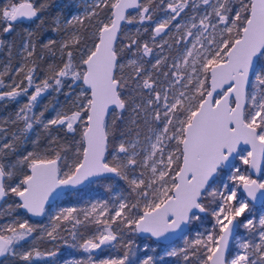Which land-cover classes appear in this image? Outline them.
Segmentation results:
<instances>
[{"label":"snow or ice","instance_id":"6c2138e0","mask_svg":"<svg viewBox=\"0 0 264 264\" xmlns=\"http://www.w3.org/2000/svg\"><path fill=\"white\" fill-rule=\"evenodd\" d=\"M50 8L7 0L2 33ZM52 22L63 36L41 48L55 58L58 44L60 62L43 69L34 30L18 66L0 39V101L26 98L0 118V258L264 264V0H91ZM49 90L65 101L35 111ZM99 183L114 195L51 211ZM60 244L82 254L60 258Z\"/></svg>","mask_w":264,"mask_h":264},{"label":"rangeland","instance_id":"374dc122","mask_svg":"<svg viewBox=\"0 0 264 264\" xmlns=\"http://www.w3.org/2000/svg\"><path fill=\"white\" fill-rule=\"evenodd\" d=\"M16 2V1H14ZM90 3L91 0H74V2L70 3L69 5H66L64 7H59L58 10L56 11L55 15L60 14L64 17L69 16L70 14H77L81 9L82 6L84 5V3ZM7 3V0H0V8L4 7ZM54 15V16H55ZM53 16V17H54ZM157 16H162V13H157ZM24 25V33H22V30L20 28L17 29V37H16V43L14 44V47L12 48V62L14 66H18V61L20 60V56H19V49H20V45L23 43V41L26 39V30H33V28L35 27V22H32L31 24L28 23H22ZM61 27H63V25H61ZM132 28V30H135V25L130 26ZM144 27H148L149 28V32L145 33L141 36L142 40H148L150 37V29H151V25L149 23H146L144 25ZM44 35V43L47 42L48 39H54L57 41H60V39L63 36V32L57 33V32H53V31H48L46 30V28H43L42 33ZM0 39H4L6 41H10V37L9 36H2L0 37ZM35 40V38H34ZM58 49V44L53 48V51L56 52V57L53 58L51 57L47 51H45V53L47 55L50 56V59L48 60L49 62H52L53 59H55L56 63H59V52L57 51ZM42 55V54H41ZM8 60V51L7 48H0V71L3 70V64L7 63ZM5 81L7 83V77H5ZM7 90V89H5ZM65 101V100H64ZM45 104H42L41 106L43 107ZM37 109H35L36 111ZM54 115V113L51 111V109H49L48 112L45 113V117L46 118H51V116ZM36 132H41V129L37 128L35 129L30 135L32 136V138H35V134ZM41 134L43 135V133L41 132ZM53 134H55V130H53ZM28 144L24 145L27 146ZM120 187L122 188L121 183L119 182ZM91 191H89L87 194H85L84 192L80 193V199L78 201L77 197H73L71 199L67 198L69 196V194H67L66 192L62 194L61 197H59L58 201L53 202V207L51 209L52 212H55L56 210V205L58 204L60 207H64V206H71L72 204H76V203H83L84 201H88V200H93V199H109L111 198L114 193L111 192H106L104 189L94 186L92 188H90ZM119 189H117L118 191ZM257 209H259V205H256ZM18 215H20L21 219H27L26 217H24L22 215V213L17 212ZM197 227V226H196ZM195 228V227H194ZM182 243L181 241H177V244ZM41 245V244H40ZM25 248H27V244L24 245ZM153 247H156V244H153ZM50 247H45L43 245V247L41 248L42 250L45 249H49ZM65 255L61 256V258H68L70 255L71 256H80L82 253L79 250H74V251H70L68 249H65ZM162 254V253H161ZM167 261V264H175V258H165ZM2 264H10V262L6 259L2 261ZM13 264V263H11ZM62 264V261H61Z\"/></svg>","mask_w":264,"mask_h":264},{"label":"trees","instance_id":"16d2710c","mask_svg":"<svg viewBox=\"0 0 264 264\" xmlns=\"http://www.w3.org/2000/svg\"><path fill=\"white\" fill-rule=\"evenodd\" d=\"M13 1H16V0H13ZM49 2L51 3V8L49 9L48 12H45L43 14V20H44V23L41 24L40 20H34V21H24V22H19V23H16L14 25V31L9 33V34H3L2 33V27L3 25H0V37L2 36H9L10 37V41L13 42V44L16 43V37H17V29L20 28L22 30V33H24V25L22 23H28V24H31L32 22H35V27L33 28V30L35 31V41L37 42V48H36V57H39L41 54H43L44 56V59L43 61H39V64H40V69H43V68H46L47 64L49 63V59H50V56L47 55L45 53V51L42 50L41 48V45L44 43V35L41 34L42 33V30L43 28H46V30L48 31H52V28L54 27L53 25V16L55 15L56 11L58 10L59 7H64L66 5H69L70 3L74 2V0H49ZM39 25V27H37ZM31 63V62H29ZM38 73H39V78L40 79H43V72H40L39 69H38ZM59 101L61 103L64 102L65 100V97L62 95V94H57L55 92H53L52 90H49L47 93L43 94L42 98L40 99V103H39V106L36 108L37 112H39L43 107L41 106L42 104H49L50 102L51 103H56V101ZM26 102V98H19V103L17 102H9L7 100L5 101H0V118L2 117H5V116H8L12 113L15 112V110L23 103ZM24 148H26L27 150H31V145H27V146H24ZM122 187H124V184L122 181H120ZM94 186H97V187H100L102 189H104L106 192L107 189L105 188L104 186V183H99V184H92V185H88V186H83V187H88V188H92ZM82 187V188H83ZM76 192L75 189H72V190H67L66 193L69 194V196L67 198L71 199L73 197H77L74 193ZM83 193V192H82ZM18 212L22 213V215L24 217H26L27 219L30 220L31 223L33 224H38V223H46L47 222V217H41L40 219L38 218H32V217H29V215L25 214L23 212V210H18ZM0 222H3L2 220H0ZM197 225H193V228L196 227ZM243 231V230H241ZM139 243V240L137 241ZM43 245L45 247H50L52 248L53 246L47 242H42L41 245H40V248L43 247ZM60 247V253H59V257L61 258V256H64L65 255V249H68L70 251H74L75 249H71L69 248L67 245H63V244H60L59 245ZM157 247V245H156ZM159 251V249H158ZM162 255V254H161ZM10 264L13 263V264H23V262L15 259V258H6ZM5 258H0V262H2L3 260H6ZM37 264H45L44 261H39L37 262Z\"/></svg>","mask_w":264,"mask_h":264},{"label":"water","instance_id":"95a60500","mask_svg":"<svg viewBox=\"0 0 264 264\" xmlns=\"http://www.w3.org/2000/svg\"><path fill=\"white\" fill-rule=\"evenodd\" d=\"M80 187H83V186H80ZM67 190H72V189H71V188L64 189V190H63V193H65ZM61 196H62V195H61ZM61 196H60V197H61ZM53 202H55V201H53ZM53 202H52V203H53ZM256 205H259V204L257 203ZM29 217H30V216H29ZM32 218H38V219H40L41 217H32Z\"/></svg>","mask_w":264,"mask_h":264},{"label":"flooded vegetation","instance_id":"af4514ba","mask_svg":"<svg viewBox=\"0 0 264 264\" xmlns=\"http://www.w3.org/2000/svg\"><path fill=\"white\" fill-rule=\"evenodd\" d=\"M14 2V1H13ZM21 23V22H20Z\"/></svg>","mask_w":264,"mask_h":264}]
</instances>
